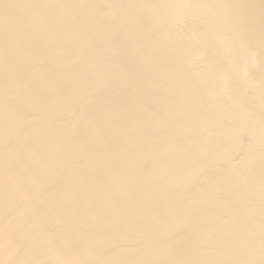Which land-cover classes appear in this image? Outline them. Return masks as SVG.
I'll list each match as a JSON object with an SVG mask.
<instances>
[{"label": "bare ground", "instance_id": "1", "mask_svg": "<svg viewBox=\"0 0 264 264\" xmlns=\"http://www.w3.org/2000/svg\"><path fill=\"white\" fill-rule=\"evenodd\" d=\"M0 264H264V0H0Z\"/></svg>", "mask_w": 264, "mask_h": 264}, {"label": "water", "instance_id": "2", "mask_svg": "<svg viewBox=\"0 0 264 264\" xmlns=\"http://www.w3.org/2000/svg\"><path fill=\"white\" fill-rule=\"evenodd\" d=\"M21 260H22V258H21Z\"/></svg>", "mask_w": 264, "mask_h": 264}]
</instances>
